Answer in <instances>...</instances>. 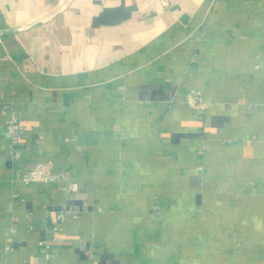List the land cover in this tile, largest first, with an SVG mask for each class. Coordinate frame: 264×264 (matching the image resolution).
<instances>
[{"label": "crops", "instance_id": "0c3cea01", "mask_svg": "<svg viewBox=\"0 0 264 264\" xmlns=\"http://www.w3.org/2000/svg\"><path fill=\"white\" fill-rule=\"evenodd\" d=\"M0 264H264V0H0Z\"/></svg>", "mask_w": 264, "mask_h": 264}, {"label": "built area", "instance_id": "2783aa9c", "mask_svg": "<svg viewBox=\"0 0 264 264\" xmlns=\"http://www.w3.org/2000/svg\"><path fill=\"white\" fill-rule=\"evenodd\" d=\"M165 5L168 4V0H162ZM186 102L193 108L198 110H204L207 108V102L204 99L201 91L195 90L190 92L186 97ZM6 132L11 138L18 140L23 135V127L19 119L13 115L11 119L7 121ZM20 179L25 183L39 182V183H52L67 181L68 189L74 192L78 189V182L72 177L70 173L62 170H55L51 161H39L36 165L24 171ZM49 215L54 217L58 223H61L67 216L65 209L54 210L47 208ZM62 229L61 225H53L48 228L47 235L38 241V246L41 249L46 263H49L52 258L51 248L52 244L58 239L57 232ZM10 247L8 246L7 249Z\"/></svg>", "mask_w": 264, "mask_h": 264}]
</instances>
